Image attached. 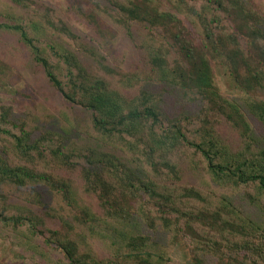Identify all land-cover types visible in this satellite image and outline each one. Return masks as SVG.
<instances>
[{
	"label": "trees",
	"instance_id": "1",
	"mask_svg": "<svg viewBox=\"0 0 264 264\" xmlns=\"http://www.w3.org/2000/svg\"><path fill=\"white\" fill-rule=\"evenodd\" d=\"M33 1L0 0V33L18 36L64 100L90 112L97 133L108 140L139 139L134 155L140 159L137 164L131 158V163L143 169L147 165L156 172L165 169L173 176L171 182L181 178L179 174L184 169L182 166L179 170L182 163L176 161H181L178 152L191 161L197 157L211 180L226 188L223 211L209 210L208 201L194 187L185 184L186 188L177 194L168 186L162 192L158 184L143 180L122 158L104 152L98 159L87 158V168L82 169L98 206L75 212L71 209L78 228L67 223L63 226L65 232L51 230L52 236L45 244L56 245L66 264H179L172 252L184 220L190 227L199 224L216 231L226 230L237 238L235 246L217 250L214 258H210L211 251L197 245L186 264H264L245 254L251 248L249 236L257 233L250 232L248 225L227 218L224 212L242 208L236 200L242 190L252 188L264 198V0H93V10L88 8L85 12L80 5L69 9L86 17L101 33L107 24H117L129 35L133 29L144 30L151 51L144 56L143 68L137 70L113 69L88 39L82 23L46 19L39 27L22 21L21 10L31 9L29 4ZM43 30L48 35L58 33L68 45H50L52 55L68 66V89L50 59L44 57L41 44L47 45L48 41L41 40ZM215 64L228 68L240 95L222 94ZM96 69L103 71L104 77L96 74ZM144 73L159 75L160 93L151 86L142 87ZM116 75L129 87L113 86L107 78ZM136 85L140 86L139 93L127 98ZM189 107L194 110L191 112ZM6 113L0 115V133L13 145L12 149L0 150V191L6 186L21 189L44 184L47 205L56 204L54 195L58 193L73 204L69 183L28 167L35 162L32 152H40L41 147L32 143L27 133L17 136L3 130L1 125L11 112ZM210 119L229 122L226 126H233L235 142L208 130ZM255 119L259 122V135L253 124ZM195 126L206 132L200 135L199 131L189 130ZM191 150L194 156L187 152ZM56 153L64 165L71 164L73 157L60 149ZM12 155L26 165L15 164L17 160L11 159ZM250 193L249 204L254 202L263 219L264 203L257 204L260 198ZM151 208L156 210L151 212ZM78 211L83 218L76 215ZM22 221L21 215L8 217L5 210L0 213L2 225L17 228L26 224ZM30 232L34 233L31 227ZM87 239L101 240L105 253L104 248L101 252L91 249ZM252 249L264 260V244L253 245Z\"/></svg>",
	"mask_w": 264,
	"mask_h": 264
},
{
	"label": "rangeland",
	"instance_id": "2",
	"mask_svg": "<svg viewBox=\"0 0 264 264\" xmlns=\"http://www.w3.org/2000/svg\"><path fill=\"white\" fill-rule=\"evenodd\" d=\"M93 2V0H34L29 4L31 9L28 10L25 7L20 13H23L22 21L39 27L46 19H51L54 22L64 19L70 24L82 23L85 27L83 31L87 34L88 39L100 49V54L107 58V63L113 69L137 70L143 68L144 56L151 51V44H149L144 30L133 29L129 35L119 29L117 24H107L104 32L101 33L86 17L69 10L80 5L87 12L88 8L89 11L93 10ZM41 34V40L48 41L47 45L41 44L44 57L50 59L52 66L55 67L54 70L57 71L61 81L68 89V83H70L67 74L68 66L53 56L50 50V45L55 47L62 45L67 47L68 45L58 33L48 35L47 31L43 30ZM65 39L73 45L68 37ZM33 57L21 44L17 35L7 32L0 33V115L3 112L4 114L11 112L1 127L17 136L24 133L29 134L30 141L38 144L41 150L32 152L35 162L28 167L40 174L52 175L69 183L72 187L71 201L73 204L64 200L62 193H58L54 195L56 204L47 205L48 199L44 192V188L47 186L44 184L25 186L21 189L7 186L2 188L0 191V213L5 210V215L8 217L21 215L23 216L22 222L26 224H21L17 228L0 224V264H66L62 253L55 248L57 246L50 247L45 242L48 236H52L51 230L59 229L58 231L65 232L63 226L67 223H72L71 225L78 228L73 220V214L70 212L71 209L75 212L79 208L90 206L95 209L98 206L97 196L90 191L92 185L87 184V178L82 169L87 168V158L98 159L104 152L122 158L143 180L158 184L162 192L169 186L178 194L186 188L185 184H187L189 187H194L208 201L209 210L219 208L223 211L222 197L226 188L211 180L202 168L199 158L195 156L193 162L189 160L190 157H182L181 152H178L181 161L179 159L176 161L182 163L179 170L182 166L184 169L183 173L179 174L181 178L172 182L173 176L165 169H162V172H156L147 165L144 169L142 166L136 167L130 159L132 158L138 164L140 157L134 155V147L139 139L132 141L127 138L125 141L118 137L111 140L103 138L104 136L94 129L90 112L78 104L65 101L60 92L54 89L45 78L43 67L38 65ZM95 68H97L96 65ZM214 68L217 84L224 96L236 97L242 93L227 67L215 64ZM95 72L104 77L103 71L96 69ZM119 78L120 76L116 75L107 79L115 87H129L127 81H122ZM141 78H143L142 87L151 86L157 94L160 93L162 85H157L158 74L144 73ZM139 87L136 85L134 89H130L127 98L132 99L135 94H138ZM189 110L192 112L194 108L191 110L189 107ZM228 123L225 119H216L208 125V130L220 136L221 139L233 138L235 142V131L233 126L230 128V124L226 126ZM253 124L256 135H259L258 120L255 119ZM189 130L199 131L200 135L206 132L201 126L190 127ZM235 135L237 136L236 133ZM12 145L13 141L8 140L5 134L0 133V150L5 151L6 147L12 149ZM59 149L63 154L73 157L69 166L64 165L61 156L57 155L56 151ZM187 152L195 155L192 150ZM11 159L17 160L15 164L26 165L25 162H18L20 161L18 156L13 157L12 155ZM142 160L146 162L145 158ZM249 192H251L250 195H253L252 197L260 198L261 201L257 204L264 203V198L259 196L256 190L249 188L246 191L242 190L240 197L238 196L239 198L236 199L237 205L240 203L242 208L227 212L224 210V212L227 218L244 223L251 229L250 232L257 233V236H249L251 248L245 254L252 261L264 263L263 256L259 257L258 252L252 249L253 245L264 244V231L262 232L264 218H261L253 201H250L249 204ZM46 208L49 210L48 212ZM155 210L156 208H151L150 211L154 212ZM228 213L232 216L230 217ZM76 215L83 218L79 211ZM85 219L87 220L86 216ZM182 222L179 239L174 242L172 252V257L179 264H186L191 259L192 250L197 248V245L205 248L208 252L211 251L210 258H214L217 250L225 251L226 247H233L237 242V238L231 232L228 234L226 230L216 231L199 224L190 227L184 220ZM30 227L34 233L30 232ZM40 231H42L41 234ZM87 240L90 242V239ZM100 241L92 240L90 242L91 249L101 252L104 248L105 253L106 247ZM84 251L87 252V247H84ZM100 257L104 258L103 255ZM225 259L227 260V258Z\"/></svg>",
	"mask_w": 264,
	"mask_h": 264
}]
</instances>
